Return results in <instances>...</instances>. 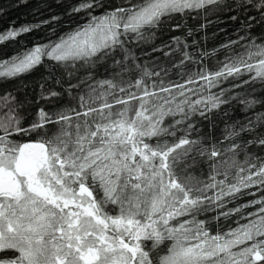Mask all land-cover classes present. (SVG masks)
<instances>
[{"label": "snow or ice", "instance_id": "snow-or-ice-1", "mask_svg": "<svg viewBox=\"0 0 264 264\" xmlns=\"http://www.w3.org/2000/svg\"><path fill=\"white\" fill-rule=\"evenodd\" d=\"M38 4L0 29V85L52 105L0 96V264H264V0Z\"/></svg>", "mask_w": 264, "mask_h": 264}, {"label": "trees", "instance_id": "trees-1", "mask_svg": "<svg viewBox=\"0 0 264 264\" xmlns=\"http://www.w3.org/2000/svg\"><path fill=\"white\" fill-rule=\"evenodd\" d=\"M39 6L38 0H30V2L27 5H21L17 7L14 3V0H0V7L4 8L5 15L0 18V29H6L9 24H15L16 26L35 22L38 17L33 15V12L35 9ZM63 10L61 8L55 7L53 5L51 12L52 13H59ZM49 15V13H45V16ZM43 18V17H39ZM198 21H189V25L192 26L193 24H198ZM238 27L237 23H234L232 21H225L223 23L213 24L210 25L206 30L197 32L195 34V38L201 42V44L205 45L207 48L211 49L212 47L218 46L221 42L228 39V36H232L234 30ZM224 28L227 30L228 35L226 36L223 33H219V29ZM255 33H260L261 28L258 26L255 29H253ZM44 32H34L27 34L25 36H22L20 38L22 43L27 44L29 47L34 42H40V37L43 36ZM179 33H168L165 35L164 39H168L171 35H177ZM215 34V35H214ZM207 37L204 39V37ZM232 38H235L232 36ZM192 37L188 38V42L191 43ZM19 48V45H9L5 47L3 50L7 54L14 53ZM222 58V53L220 54ZM47 73L44 69H41L40 71H36L33 73H30L24 77H22L20 80L14 81V82H7L0 85V96H3L5 92L12 91L19 100H29L31 103L26 105L24 109L21 110V114H24L26 116L25 123H27L28 120H30L38 107H45L46 109L51 108L52 105L47 104L45 102H40L39 104L36 103V100L39 97L40 94V83L42 82V78L46 76ZM51 81L46 85V87H53ZM58 87V86H57ZM259 91V89H257ZM230 116L229 117H216L215 123L216 128L214 129V134L216 136H219L221 134V131L224 128L225 120H237L242 119L245 115L243 112L240 111V106L236 105L234 109L230 110ZM2 114V113H0ZM203 131H208V125L205 122L203 124Z\"/></svg>", "mask_w": 264, "mask_h": 264}]
</instances>
